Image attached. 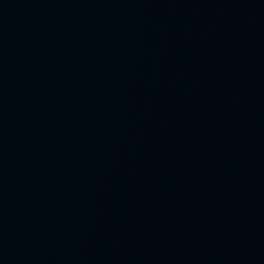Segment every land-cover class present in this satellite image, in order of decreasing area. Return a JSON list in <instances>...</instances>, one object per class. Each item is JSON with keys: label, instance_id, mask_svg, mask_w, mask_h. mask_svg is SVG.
I'll return each mask as SVG.
<instances>
[{"label": "water", "instance_id": "1", "mask_svg": "<svg viewBox=\"0 0 264 264\" xmlns=\"http://www.w3.org/2000/svg\"><path fill=\"white\" fill-rule=\"evenodd\" d=\"M0 264H264V0H0Z\"/></svg>", "mask_w": 264, "mask_h": 264}]
</instances>
